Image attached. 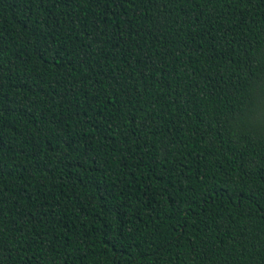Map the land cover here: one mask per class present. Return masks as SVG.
<instances>
[{
	"label": "trees",
	"instance_id": "16d2710c",
	"mask_svg": "<svg viewBox=\"0 0 264 264\" xmlns=\"http://www.w3.org/2000/svg\"><path fill=\"white\" fill-rule=\"evenodd\" d=\"M0 264H264V0H0Z\"/></svg>",
	"mask_w": 264,
	"mask_h": 264
}]
</instances>
